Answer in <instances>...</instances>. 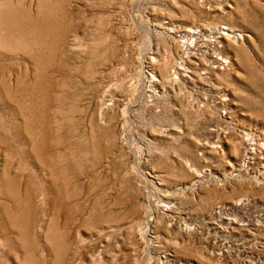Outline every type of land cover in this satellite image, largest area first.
<instances>
[{"label": "rangeland", "instance_id": "rangeland-1", "mask_svg": "<svg viewBox=\"0 0 264 264\" xmlns=\"http://www.w3.org/2000/svg\"><path fill=\"white\" fill-rule=\"evenodd\" d=\"M0 264H264V0H0Z\"/></svg>", "mask_w": 264, "mask_h": 264}, {"label": "bare ground", "instance_id": "bare-ground-1", "mask_svg": "<svg viewBox=\"0 0 264 264\" xmlns=\"http://www.w3.org/2000/svg\"><path fill=\"white\" fill-rule=\"evenodd\" d=\"M228 34V33H227ZM194 35H195V33H194ZM225 36H227V35H225ZM249 151V148L248 149H246L245 150V152L243 153L244 154V157H243V159L245 160L248 156V154L247 153H249L248 152ZM251 151V150H250ZM239 158H237V160H238ZM243 159H242V161H243ZM241 161V160H240ZM244 163V162H243ZM247 201H249V199H247ZM238 204V203H237ZM243 204V203H242Z\"/></svg>", "mask_w": 264, "mask_h": 264}]
</instances>
